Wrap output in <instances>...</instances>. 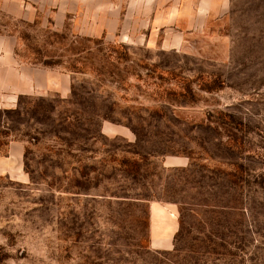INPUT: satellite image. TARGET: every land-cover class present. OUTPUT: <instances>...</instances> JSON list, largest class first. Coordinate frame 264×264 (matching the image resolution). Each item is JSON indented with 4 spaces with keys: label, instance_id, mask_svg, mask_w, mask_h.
Masks as SVG:
<instances>
[{
    "label": "rangeland",
    "instance_id": "obj_1",
    "mask_svg": "<svg viewBox=\"0 0 264 264\" xmlns=\"http://www.w3.org/2000/svg\"><path fill=\"white\" fill-rule=\"evenodd\" d=\"M67 1L0 9L21 70L71 76L3 99L0 156L22 154L0 175V264H264V0H227L176 48Z\"/></svg>",
    "mask_w": 264,
    "mask_h": 264
},
{
    "label": "crops",
    "instance_id": "obj_2",
    "mask_svg": "<svg viewBox=\"0 0 264 264\" xmlns=\"http://www.w3.org/2000/svg\"><path fill=\"white\" fill-rule=\"evenodd\" d=\"M55 1L68 2L0 0V9L15 17L31 19L47 10L48 3ZM227 3V0H94V19L104 20L99 33L106 30L109 35H116L121 32L123 36H138L146 44L162 42L176 48L182 43L179 41H183V36L194 34L220 18ZM15 44L13 36L0 35V107L4 97L14 102L20 95L36 91L61 95L69 92V74L56 73L48 68L27 67L21 70L14 55ZM21 154L19 147L12 144L8 155L0 156V175L12 174L18 167ZM155 217L159 216L155 214ZM161 222L162 229L156 224L154 231L152 229V247L169 249L176 226L171 228L163 218Z\"/></svg>",
    "mask_w": 264,
    "mask_h": 264
},
{
    "label": "trees",
    "instance_id": "obj_3",
    "mask_svg": "<svg viewBox=\"0 0 264 264\" xmlns=\"http://www.w3.org/2000/svg\"><path fill=\"white\" fill-rule=\"evenodd\" d=\"M181 230L183 231V220H182V226H181ZM179 232L181 233V231H179ZM174 250H175V251H177V250H178V248L176 247Z\"/></svg>",
    "mask_w": 264,
    "mask_h": 264
}]
</instances>
